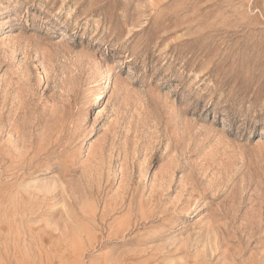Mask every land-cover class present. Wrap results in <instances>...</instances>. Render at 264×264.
Wrapping results in <instances>:
<instances>
[{
  "label": "rangeland",
  "instance_id": "obj_1",
  "mask_svg": "<svg viewBox=\"0 0 264 264\" xmlns=\"http://www.w3.org/2000/svg\"><path fill=\"white\" fill-rule=\"evenodd\" d=\"M0 264H264V0H0Z\"/></svg>",
  "mask_w": 264,
  "mask_h": 264
},
{
  "label": "bare ground",
  "instance_id": "obj_2",
  "mask_svg": "<svg viewBox=\"0 0 264 264\" xmlns=\"http://www.w3.org/2000/svg\"><path fill=\"white\" fill-rule=\"evenodd\" d=\"M11 7H14L13 4L11 5ZM6 10H7V11H10L11 8H10V7H9V8L7 7ZM1 36H5V37H1V39H3V38H8V37L10 36V34L3 33V35H1ZM99 98L102 99V95H101V94H99Z\"/></svg>",
  "mask_w": 264,
  "mask_h": 264
}]
</instances>
